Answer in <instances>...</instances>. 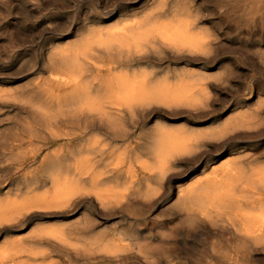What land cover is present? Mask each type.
I'll return each mask as SVG.
<instances>
[{"label":"rangeland","instance_id":"1","mask_svg":"<svg viewBox=\"0 0 264 264\" xmlns=\"http://www.w3.org/2000/svg\"><path fill=\"white\" fill-rule=\"evenodd\" d=\"M262 1L0 0V41H7L0 46V236H3L0 264H225L218 256L230 254L231 249L246 250L241 264H264V238L248 242L233 238L234 234L223 228L227 217L218 213L211 222L199 224L189 218L185 203L187 190L227 166L248 172L264 170ZM177 5L182 8L178 10ZM151 20L173 24V27L183 26L197 48L186 44L182 48V44L175 45L161 36L136 44L134 36L145 30ZM124 30L129 33L124 35L129 37L123 38ZM133 30L139 32L133 33ZM112 32L118 38L113 45H119L105 48L99 40L112 38ZM86 44L89 45L85 47ZM73 47L78 49L73 51ZM59 54L62 56L56 58ZM69 54L70 59L64 56ZM76 67H80L79 70ZM135 74L140 77L149 74L144 75L145 90L144 87L139 90L147 93L139 95L137 92L134 96L139 95L138 98L116 86L120 80H125L119 75H125L126 81L128 78V82L142 88L144 82ZM161 94L165 95L161 97ZM171 94L177 95L172 98ZM185 96L187 98H183ZM69 105L80 109L79 113L75 114V109H70ZM46 108H62L72 113H59L54 118L60 121L50 127L49 117L41 113ZM104 110H114V114L103 116ZM112 118L117 124H110ZM86 125L91 127L81 129ZM73 128L83 132L73 138L65 135L72 133L68 129ZM165 132L185 138L190 149L174 153L166 175L160 174L159 162L151 152L154 139ZM188 161L196 163L191 167L181 166ZM67 177L77 183L75 191L68 198L56 199L59 179ZM182 189L185 191L181 192ZM35 216L41 219L30 225ZM49 233H55L56 238ZM112 241L116 243L113 245ZM114 247L118 252H112Z\"/></svg>","mask_w":264,"mask_h":264},{"label":"bare ground","instance_id":"2","mask_svg":"<svg viewBox=\"0 0 264 264\" xmlns=\"http://www.w3.org/2000/svg\"><path fill=\"white\" fill-rule=\"evenodd\" d=\"M264 1V0H263ZM262 1V2H263ZM242 3V2H241ZM161 5V4H160ZM175 6V5H174ZM178 6V5H177ZM176 6V7H177ZM159 7V6H158ZM157 7V8H158ZM166 7V6H165ZM160 8V7H159ZM158 8V9H159ZM161 8H162V6H161ZM178 10H180L181 8L178 6ZM174 9V8H173ZM172 10V9H171ZM263 10V9H262ZM261 10V11H262ZM260 11V12H261ZM174 11H172V13H173ZM180 12V11H179ZM250 12H252V11H250ZM249 12V13H250ZM176 13V12H175ZM175 13H174V17H176V18H178L177 16H175ZM182 13V11L180 12V14ZM199 13V12H198ZM201 14V13H200ZM259 14V13H258ZM149 15V14H148ZM177 15V14H176ZM182 15H183V13H182ZM109 16V15H108ZM151 16H153V15H151ZM201 16H204V15H201ZM149 17V16H148ZM180 17H182L183 18V16H180ZM179 17V19L178 20H181V18ZM185 18H187V17H185ZM136 19V18H135ZM137 19H139V18H137ZM157 19V18H156ZM188 19V18H187ZM187 19H185V20H187ZM121 20H123V19H121ZM141 20H143V19H141ZM177 20V21H178ZM183 20V19H182ZM184 20V21H185ZM190 20V19H189ZM130 21V20H129ZM140 21V20H139ZM165 21V20H164ZM176 21V22H177ZM249 21V20H248ZM124 22V21H123ZM127 22V21H126ZM134 22H136V21H134ZM142 22V21H141ZM167 22H168V20H167ZM179 22V21H178ZM177 22V23H178ZM133 23V22H132ZM103 24V23H102ZM130 24V23H129ZM140 24V23H139ZM179 24H183V23H179ZM187 24V23H186ZM113 25V24H112ZM119 25V24H118ZM118 25H117V28H118ZM188 25V24H187ZM94 26V25H93ZM114 26H115V24H114ZM113 26V27H114ZM177 26V25H176ZM189 26V25H188ZM191 26V25H190ZM111 27V26H110ZM112 27V28H113ZM138 27V26H137ZM141 27H143V25L141 26ZM147 27V26H146ZM14 28V27H13ZM95 28V27H94ZM98 28V27H97ZM105 28V27H104ZM115 28V27H114ZM116 28V29H117ZM120 28V27H119ZM118 28V29H119ZM121 28H122V26H121ZM140 28V27H139ZM183 28V26H177V27H173V24H164V23H158L157 21H150L149 22V26L145 29V30H143L142 32H140V34L139 33H137L135 36H134V38L133 37H131V38H133V39H135V42H136V44H138V42L140 43V41L142 42V41H144V40H146L147 42H148V40L151 38V37H153V36H155V37H157V36H161L164 40H168V41H170V42H173V44L175 43V45H179V44H182L181 46H182V48H183V45L184 44H186V45H190V46H194L195 47V44H194V42H192V41H190L189 40V38H188V35H187V33H186V31L184 30V29H182ZM109 29L110 28H108V33H109ZM190 29H191V27H190ZM207 29V28H206ZM209 29V28H208ZM94 30H96V29H94ZM99 30H100V28H99ZM99 30H98V33H99ZM103 30V29H102ZM105 30V29H104ZM127 30H129V29H127ZM132 30V29H131ZM138 30V29H137ZM137 30H133L132 32L133 33H135ZM204 30V29H203ZM106 31V30H105ZM113 31H115L114 29H113ZM118 31V30H117ZM125 31V30H124ZM93 31H91V33H92ZM103 33L104 31H100V33ZM130 32V31H129ZM137 32H139V31H137ZM98 33H97V35H98ZM104 33H107V32H104ZM113 34L115 33V32H112ZM124 33H128V32H123V34H121L122 36H123V38H125L124 36H126V35H124ZM132 33V34H133ZM190 33V32H189ZM70 34V33H69ZM96 33H94V35H95ZM110 34H111V32H110ZM110 34H106V35H109L110 36ZM112 34V35H113ZM129 34V33H128ZM131 34V33H130ZM193 34V32L191 33V35ZM194 34H195V31H194ZM192 35L193 36V38L195 37V35H197V34H195V35ZM92 36H93V34H91ZM91 35H89L88 37H89V39H90V36ZM104 35V34H103ZM120 35V34H119ZM121 35H120V37H121ZM99 36L100 35H98V38H99ZM114 37H115V34L113 35ZM112 36V38L110 37L108 40H99L100 42H101V44H103V45H105V48L106 47H109L110 45H112V46H114V45H116L117 44V46L119 45L118 43H116V44H114L113 45V42L114 41H118V38H116L117 37V35H116V39H114V37ZM128 36V35H127ZM127 36H126V38H127ZM220 36V35H219ZM87 37V38H88ZM94 37V36H93ZM95 37H96V35H95ZM95 37H94V40H96L95 39ZM129 37V36H128ZM209 38V37H208ZM86 39V38H85ZM128 39H130V38H128ZM197 39V38H196ZM195 39V40H196ZM201 39H202V37H201ZM210 39V38H209ZM87 40V39H86ZM92 40V39H91ZM90 40V43L91 42H93V41H91ZM164 40H162V41H164ZM199 40V39H198ZM207 40V39H206ZM126 41V40H125ZM129 41V40H128ZM126 42V43H128L129 44V42ZM134 41V40H133ZM146 41H144V42H146ZM202 41V40H201ZM82 42V41H81ZM85 42V41H84ZM121 43L123 42L122 41V39H121V41H120ZM207 42V41H206ZM220 42V41H219ZM79 43V42H78ZM222 43V42H221ZM65 44V43H64ZM82 44V43H81ZM85 44V43H84ZM93 43H91V45H92ZM100 44V43H99ZM123 44V43H122ZM125 44V43H124ZM131 44V43H130ZM157 44V43H156ZM78 45V44H77ZM87 45H89V44H86L85 45V47L87 46ZM163 45V44H162ZM201 45V44H200ZM224 45V44H223ZM61 46H62V44H61ZM65 47H66V44L64 45ZM69 46V45H68ZM67 46V47H68ZM94 46V45H93ZM121 47H122V45H120ZM119 46V47H120ZM131 46H133L132 44H131ZM130 46V47H131ZM140 45H138V47H139ZM154 46V45H153ZM169 46V45H168ZM185 46V45H184ZM225 46V45H224ZM123 47H125V46H123ZM129 47V46H128ZM138 47H136L138 50H139V48ZM193 47V48H194ZM208 47V46H207ZM261 47V46H260ZM64 48V47H63ZM62 48V49H63ZM71 48V47H70ZM82 48V47H81ZM81 48H79V49H81ZM87 48H89V47H87ZM102 48V47H101ZM140 48H141V46H140ZM179 48V47H178ZM181 48V49H182ZM195 48H197V46L195 47ZM201 48V47H200ZM204 48V47H203ZM225 48V47H224ZM229 48V47H228ZM239 48V47H238ZM58 49H59V47H58ZM69 49V48H68ZM78 49V48H77ZM76 48L74 49V47H73V51L75 50H77ZM86 49V48H85ZM84 49V50H85ZM89 49H91V47L89 48ZM97 49V48H96ZM103 49V48H102ZM101 49V50H102ZM110 49H111V47H110ZM112 49H113V47H112ZM115 49V48H114ZM120 49V48H119ZM122 49V48H121ZM121 49H120V51H121ZM148 49V48H147ZM185 49H186V47H185ZM206 50H208L207 48H205ZM235 49V48H234ZM259 49V48H258ZM57 50V49H56ZM55 50V51H56ZM61 50V49H60ZM63 50H65V48L63 49ZM84 50H82V51H84ZM93 50V49H92ZM95 50V49H94ZM99 50V49H98ZM106 50H108V49H106ZM105 50V51H106ZM125 50V49H124ZM149 50H150V48H149ZM167 50V49H166ZM176 50V49H175ZM188 50V49H187ZM202 50V49H201ZM201 50L199 51L198 50V52L200 53L201 52ZM241 50V49H240ZM58 51V50H57ZM72 51V50H71ZM70 51V52H71ZM73 51H72V54H73ZM119 51V50H118ZM129 51H130V48H129ZM212 51V50H211ZM210 51V52H211ZM60 52V51H59ZM61 52H62V54L64 53L62 50H61ZM69 52V53H70ZM80 52H81V50H80ZM85 52V51H84ZM90 52V51H89ZM128 52V51H127ZM198 52H197V54H198ZM205 52V51H204ZM208 52V51H207ZM242 52V51H241ZM55 53V52H54ZM131 53V52H130ZM134 53V52H133ZM137 53V52H136ZM177 53V52H176ZM188 53H189V51H188ZM194 53H195V51H194ZM220 53V52H219ZM61 54V53H60ZM60 54H59V56L58 57H56V58H59V57H61L60 56ZM65 54V53H64ZM71 54V53H70ZM70 54H69V56H66V55H68V52L66 53V55H64L65 57H68V59H70L71 57H70ZM76 54H77V52H76ZM98 54V53H97ZM129 54V53H128ZM149 54V53H148ZM155 54H158V53H156L155 52ZM180 54V53H179ZM52 56H53V54H51ZM56 55V54H55ZM55 55L53 56V57H55ZM85 55V54H84ZM100 55H102V54H100ZM185 55V54H184ZM192 55V54H191ZM208 55H209V52H208ZM253 55H254V53H253ZM261 55V54H260ZM72 56H74V54L72 55ZM78 56V55H77ZM118 56V55H117ZM143 56V55H142ZM171 56V55H170ZM50 57V56H49ZM52 57V58H53ZM76 57V56H75ZM81 57H86V56H81ZM103 57V56H102ZM102 57H101V59H102ZM139 57V56H138ZM105 58V57H104ZM127 58V57H126ZM256 58V57H255ZM64 59V58H63ZM254 59V58H253ZM257 59V58H256ZM49 60H51V59H48V61ZM66 60H67V58H66ZM65 60V61H66ZM75 61H76V59H74ZM78 60V59H77ZM86 61V60H85ZM101 61V60H100ZM259 61H261V60H259ZM51 62V61H50ZM54 62V61H53ZM56 62V61H55ZM68 62H72V61H68ZM67 62V63H68ZM117 62V61H116ZM140 62V61H139ZM145 62V61H144ZM155 62V61H154ZM158 62H159V60H158ZM62 63V62H61ZM76 63H78V62H76ZM100 63V62H99ZM142 63V62H141ZM147 63V62H146ZM178 63V62H177ZM181 63V62H180ZM179 63V64H180ZM262 63V62H261ZM75 64V63H74ZM82 64H84V63H82ZM81 64V65H82ZM86 64V63H85ZM102 64V63H101ZM149 64V63H148ZM68 65V64H67ZM70 65V64H69ZM89 65V64H88ZM115 65V64H114ZM131 65H135V64H131ZM160 65V64H159ZM162 65V64H161ZM178 65V64H177ZM220 65V64H219ZM264 65V64H263ZM47 66H49V65H47ZM91 66V65H90ZM90 66H88V67H90ZM218 66V65H217ZM44 67V66H43ZM46 67V66H45ZM132 67V66H131ZM215 67V66H214ZM80 68V67H79ZM79 68L77 69V67H76V69L77 70H79ZM82 68V67H81ZM85 68V67H84ZM87 68V67H86ZM122 68V67H121ZM140 68V67H139ZM154 68V67H153ZM176 68V67H175ZM174 68V69H175ZM37 69V68H36ZM65 69V68H64ZM75 69V68H74ZM104 69H105V67H104ZM131 69V68H130ZM190 69V68H189ZM35 70V69H34ZM60 70V69H59ZM58 70V71H59ZM70 70V69H69ZM126 70V69H125ZM145 70H146V68H145ZM155 70V69H154ZM212 70V69H211ZM54 71V70H53ZM120 71V70H119ZM128 71V70H127ZM136 70H134V72H135ZM147 71V70H146ZM175 71V70H174ZM182 71H185L184 69L182 70ZM188 71V70H187ZM122 72H123V70H122ZM122 72H121V74H122ZM137 72V71H136ZM189 72V71H188ZM201 72L202 71H200V74H201ZM131 73V72H130ZM153 73V72H152ZM155 73V72H154ZM168 73V70H167V72H166V74ZM203 73V72H202ZM219 73V72H218ZM73 74V73H72ZM118 74H120V73H118ZM117 74V75H118ZM120 74V75H121ZM124 74V73H123ZM127 74H129V73H127ZM137 74V73H136ZM136 74H135V76H136ZM185 75H186V73H184ZM222 74V73H221ZM220 74V75H221ZM78 75V74H77ZM119 75V78L120 77H125V80L123 79V80H120L118 83H117V87L120 89V90H122V91H127L128 92V94L130 95L131 94V96H134L137 92H140L139 93V95H143L142 93H144L145 91H143L142 92V90H143V87H144V90H145V82H147V81H143V79H145V77H144V75L146 76V75H149V74H143V77H142V74H141V77L140 76H138V78L140 77V79H141V81H143L144 83H143V85H142V88L140 87L141 85H138V84H136V83H130V82H128V78H127V81H126V77L127 76H120ZM153 75V74H152ZM185 75H184V77H185ZM116 76V75H115ZM129 76H130V74H129ZM137 76H136V78H137ZM151 76V75H150ZM183 76V75H182ZM203 76V75H202ZM201 76V77H202ZM209 76V75H208ZM149 77V76H148ZM197 77H199V76H197ZM150 78V77H149ZM179 78V77H178ZM210 78V80H211V77H209ZM15 79V78H14ZM18 79V78H17ZM80 79V78H79ZM88 79V78H87ZM86 79V80H87ZM101 79V78H100ZM121 79V78H120ZM133 79H134V81L135 80H137V79H135V77H133ZM192 79V78H191ZM1 80V79H0ZM118 80V79H117ZM131 80V79H130ZM129 80V81H130ZM139 80V79H138ZM161 80V79H160ZM194 80V79H193ZM99 81V80H98ZM101 81V80H100ZM187 81V80H186ZM189 81V80H188ZM89 82V81H88ZM117 82V81H116ZM131 82H133L132 80H131ZM137 82V81H136ZM150 82V81H149ZM161 82V81H160ZM180 82V81H179ZM182 82V81H181ZM190 82V81H189ZM193 82V81H192ZM202 82V81H201ZM103 83V82H102ZM187 83V82H186ZM87 84V83H86ZM111 84H113V83H111ZM140 84H141V82H140ZM156 84V83H155ZM166 84H167V82H166ZM182 84V83H181ZM88 85V84H87ZM100 85V84H99ZM102 85V84H101ZM109 85V84H108ZM176 85V84H175ZM185 85V84H184ZM1 86V85H0ZM154 86H156V85H154ZM168 86V85H167ZM170 86V85H169ZM168 86V87H169ZM172 86V85H171ZM178 86H181V85H178ZM191 86V85H190ZM194 86V85H193ZM198 86V85H197ZM75 87V86H74ZM164 87V86H163ZM177 87V86H176ZM80 88V87H79ZM112 88V87H111ZM115 88V87H114ZM175 88V87H174ZM174 88H172L173 90H174ZM182 88V87H181ZM185 88V87H184ZM191 88V87H190ZM118 89V90H119ZM140 89H142L141 91H139ZM163 89V88H162ZM169 89V88H168ZM168 89H166V90H168ZM177 89V88H176ZM194 89H196V88H194ZM10 90V89H9ZM117 90V89H116ZM152 90V89H151ZM170 90V89H169ZM178 90V89H177ZM177 90H175V92H178ZM148 91V90H147ZM153 91H155V89H153ZM158 91V90H157ZM163 91V90H162ZM69 92V91H68ZM88 92V91H87ZM86 92V93H87ZM92 92V91H91ZM119 92V91H118ZM156 92V91H155ZM169 92V91H168ZM172 92V91H171ZM182 92H184L183 90H182ZM191 92V91H190ZM193 92V91H192ZM195 92V91H194ZM5 93V92H4ZM8 93V92H7ZM89 93V92H88ZM124 93V92H123ZM145 93H147V92H145ZM164 93V92H163ZM179 93V92H178ZM177 93V94H178ZM188 93V92H187ZM85 94V93H84ZM92 94V93H91ZM106 94V93H105ZM153 94V93H152ZM177 94H175V95H177ZM183 94V93H182ZM192 94V93H191ZM191 94H190V96H191ZM65 95H67V94H65ZM87 95V94H86ZM85 95V96H86ZM94 95V94H93ZM109 95H111V93L109 94ZM125 95V94H124ZM139 95H138V97H139ZM154 95V94H153ZM159 95V94H158ZM162 95L163 94H161V97H162ZM165 95V94H164ZM163 95V96H164ZM172 95V94H171ZM175 95H172V98H175ZM180 95V94H179ZM208 95H210V94H208ZM88 96V95H87ZM147 96V95H146ZM145 96V97H146ZM82 97V96H81ZM97 97V96H96ZM101 97V96H100ZM121 97V96H120ZM134 97H137V96H134ZM137 97V98H138ZM144 97V98H145ZM148 97H149V95H148ZM154 98L153 96H150V98ZM156 97V96H155ZM169 97V96H168ZM191 97H193V96H191ZM195 97V96H194ZM193 97V98H194ZM198 97V96H197ZM65 98V97H64ZM79 98V97H78ZM85 98H87V97H85ZM84 98V99H85ZM94 98V97H93ZM122 98V97H121ZM140 98H141V100H142V96H140ZM144 98H143V100H144ZM149 98V99H150ZM164 98V97H163ZM183 98H187L186 96L185 97H183ZM199 98V97H198ZM202 98H204V97H202ZM202 98H200V99H202ZM22 99V98H21ZM70 99H71V97H70ZM80 99V98H79ZM79 99H77L78 101H79ZM94 99H96V98H94ZM112 99V98H111ZM146 99L148 100V98L146 97ZM167 99V98H166ZM165 99V100H166ZM179 99V98H178ZM189 99V98H188ZM187 99V100H188ZM23 100V99H22ZM21 100V101H22ZM26 100V99H25ZM90 100H92V99H90ZM106 100V99H105ZM114 100V99H113ZM126 100V99H125ZM140 100V99H139ZM139 100H135V102L136 101H139ZM87 101V100H86ZM146 101V100H145ZM149 101V100H148ZM147 101V102H148ZM150 101H152L151 99H150ZM2 102V101H1ZM41 102V101H40ZM68 102V101H67ZM74 102V101H73ZM146 102V103H147ZM77 104H79V103H81V101L78 103V102H76ZM84 103H87V102H84ZM97 103V102H96ZM139 103H142L141 101H139ZM178 103V102H177ZM181 103V102H180ZM190 103V102H189ZM194 103V102H193ZM202 103H203V99H202ZM74 104V103H73ZM89 104V103H88ZM94 104V103H93ZM147 104H149V103H147ZM147 104H146V107H147ZM152 104V103H151ZM150 104V105H151ZM187 104H188V102H187ZM192 104V103H191ZM190 104V105H191ZM195 104V103H194ZM200 104V103H199ZM25 105V104H24ZM37 105V104H36ZM39 105H41L40 103H39ZM67 105V104H66ZM72 105V104H71ZM71 105H69V107H70V109H71V107L73 106H71ZM76 105V104H75ZM82 105H84V104H82ZM144 105V104H143ZM175 105V104H174ZM204 105V104H203ZM8 106V105H7ZM22 106V105H21ZM81 106V105H80ZM79 106V107H80ZM98 106V105H97ZM145 106V105H144ZM178 106V105H177ZM196 106V105H195ZM39 107V106H38ZM95 107V106H94ZM145 107V108H146ZM181 107V106H180ZM188 107V106H187ZM7 108V107H6ZM44 108V107H43ZM42 108V109H43ZM68 108V107H67ZM72 108H76L75 106L74 107H72ZM86 108H87V106H86ZM159 108V107H158ZM182 108H184V107H182ZM189 108V107H188ZM233 108V107H232ZM18 109V108H17ZM97 109V108H96ZM131 109V108H130ZM187 109V108H186ZM260 109H262V107L260 108ZM15 110V109H14ZM40 110H41V108H40ZM78 110H80V109H78ZM78 110L77 109H75V110H73L74 112H75V114H76V112L77 113H79L78 112ZM241 110V109H240ZM239 110V111H240ZM96 111V110H95ZM94 111V112H95ZM61 112H64V113H72L71 112V110L68 112L67 110H65V109H62V108H58V109H52V108H46L45 110H43V112H41L43 115H47L48 117H49V119H48V121H47V124H48V126H53L54 124H56V123H58L60 120L58 119V118H54L56 115H58L59 113H61ZM117 112H122L121 110H118ZM116 112V113H117ZM18 113V112H17ZM110 114H114V110H104V111H102V113H101V115H106V116H109ZM132 114H133V112H132ZM136 114V113H135ZM158 114V113H157ZM39 115V114H38ZM63 115V114H62ZM111 115V117H113ZM156 115V114H155ZM66 116V115H65ZM82 116V115H81ZM163 116V115H162ZM191 116V115H190ZM235 116V115H234ZM43 117V116H42ZM47 117V118H48ZM110 117V116H109ZM124 117H125V115H124ZM159 117V116H158ZM226 117V116H225ZM230 117V116H229ZM7 118V117H6ZM152 118H153V116H152ZM233 117H231V119H232ZM15 119V118H14ZM54 119V120H53ZM102 119V118H101ZM211 119V118H210ZM88 120V119H87ZM100 120V119H99ZM156 120V119H155ZM163 120V119H162ZM252 120V119H251ZM0 121H2V120H0ZM6 121V120H5ZM110 124H117V120H115L114 118H112V119H110ZM152 121V120H151ZM165 121V120H164ZM206 121V120H205ZM226 121H227V119H226ZM229 121H232V120H229ZM91 122V121H90ZM162 122V121H161ZM203 122V121H202ZM234 122V121H233ZM232 122V123H233ZM102 123V122H101ZM173 123V122H172ZM235 123V122H234ZM234 123H233V125H234ZM181 124V123H180ZM119 125V124H118ZM157 125V124H156ZM164 126L163 127H165L166 125H165V123L163 124ZM192 125V124H191ZM228 125H229V123H228ZM158 126H160V125H158ZM161 126H162V124H161ZM177 127H178V125H176ZM217 126V125H216ZM91 126H89V125H86V126H84V127H82L81 129H87V128H90ZM173 127V126H172ZM140 128V127H139ZM157 128V127H156ZM183 128V127H182ZM208 128V127H207ZM52 129V128H51ZM80 129V128H79ZM80 129V131L78 130V131H76L75 130V128H73V129H68L69 131H71L72 133H66L65 135H67V136H70V137H77V136H79L80 134H81V132H83V130H81ZM99 129V128H98ZM128 129V128H127ZM158 129H160V128H158ZM164 129V128H163ZM163 129H160V130H163ZM167 132H169L170 130V127L168 128V126H167ZM174 129L175 128H173V131H174ZM180 129V128H179ZM184 129V128H183ZM186 129V128H185ZM203 129V128H202ZM220 129V128H219ZM74 130V131H73ZM165 130V129H164ZM171 130H172V128H171ZM187 130H188V128H187ZM208 130H211V129H208ZM207 130V131H208ZM128 131V130H127ZM166 131V130H165ZM189 131V130H188ZM212 131V130H211ZM226 131V130H225ZM68 132V131H67ZM159 132H161V131H159ZM167 132H165V133H162V134H158V133H156V134H158L159 136H158V138H153L155 141H154V143L152 144V148H151V152H152V154L155 156V158L158 160V162H159V164H158V168L160 169V171H161V173L160 174H164L165 173V170H166V168H167V166H169L168 165V163H169V161L171 160V158H172V156L174 155V153H176V152H178V151H182V150H186V149H188V141L187 140H185V138H179V136L178 137H176V136H173V135H171V134H169V133H167ZM191 132V131H190ZM197 132V131H196ZM210 132V131H209ZM237 132V131H236ZM189 133V132H188ZM194 133V132H193ZM206 134H207V132H205ZM227 133H228V130H227ZM174 134V133H173ZM191 134V133H190ZM195 134V133H194ZM199 134V133H198ZM202 134L203 135H205L203 132H202ZM222 134H224V133H222ZM230 134V133H229ZM98 135V134H97ZM96 134H95V136H97ZM177 135V134H176ZM179 135V134H178ZM182 135V134H181ZM213 134H211V136H212ZM215 135V134H214ZM98 136H100V135H98ZM97 136V137H98ZM208 136V135H207ZM96 137V138H97ZM101 137V136H100ZM100 137H99V139H100ZM104 137V136H103ZM157 137V136H156ZM182 137V136H181ZM206 137V136H205ZM227 137H230V136H227ZM94 138V137H93ZM95 138V139H96ZM198 138V137H197ZM202 138H204L203 136H202ZM207 138V137H206ZM213 138L214 137H212V139L211 140H213ZM41 139H42V137H41ZM46 139V138H45ZM95 139H94V141H95ZM105 139V138H104ZM103 139V140H104ZM128 139V138H127ZM193 139V138H192ZM216 139V138H215ZM219 139V138H218ZM89 140H90V137H89ZM197 140H199V139H197ZM206 140V139H205ZM118 141H120V140H118ZM194 141V140H193ZM209 141V140H208ZM95 142H97V141H95ZM104 142H105V140H104ZM104 142H103V144H104ZM129 142V141H128ZM127 142V143H128ZM202 142V141H201ZM215 142V141H214ZM245 142V141H244ZM110 143H111V141H110ZM130 143V142H129ZM197 143V142H196ZM200 143V142H199ZM210 143H212V142H210ZM263 143V142H262ZM260 144V143H259ZM130 145V144H129ZM104 146H106V145H104ZM113 146V145H112ZM93 147H95V145L93 146ZM110 147V146H109ZM109 147H107V148H109ZM116 147V146H115ZM114 147V148H115ZM88 148V147H87ZM113 148V149H114ZM55 149V148H54ZM53 149V150H54ZM130 149V148H129ZM207 149V148H206ZM57 150V149H56ZM188 150H190V149H188ZM131 151H132V148H131ZM144 151V150H143ZM147 151V150H146ZM146 151H144V152H146ZM149 151V150H148ZM54 152V151H53ZM200 152V151H199ZM116 153V152H115ZM184 153H186V152H184ZM254 153V152H253ZM258 153V152H257ZM118 154V153H117ZM55 155V154H54ZM85 155H87V153L85 154ZM119 155V154H118ZM141 155V154H140ZM195 155V154H194ZM48 156V155H47ZM106 156V155H105ZM122 156V155H121ZM142 156V155H141ZM148 156H149V154H148ZM182 156V155H181ZM91 157V156H90ZM126 157H127V155H126ZM182 157H184V156H182ZM149 158V160L152 158V157H148ZM181 158V157H180ZM189 158V157H188ZM241 158V157H240ZM86 159V158H85ZM118 159V158H117ZM205 159V158H204ZM88 160V159H87ZM120 160V159H119ZM119 160H117V161H119ZM143 160H145V159H143ZM142 160V161H143ZM222 160V159H221ZM238 160V159H237ZM146 161V160H145ZM230 161V160H229ZM92 162V161H91ZM106 163H107V161H105ZM120 162H121V160H120ZM157 162V161H156ZM78 163V162H77ZM105 163V164H106ZM116 163V162H115ZM146 163V162H145ZM99 164V163H98ZM234 164H236V163H234ZM107 165V164H106ZM156 165V164H155ZM89 166V165H88ZM114 166V165H113ZM131 166H132V164H131ZM200 166V165H199ZM264 166V165H263ZM75 167H76V165H75ZM91 166H89V168H90ZM107 167V166H106ZM77 168V167H76ZM76 168H75V170H76ZM88 168V169H89ZM129 170H130V165H129ZM172 168V167H171ZM194 168V167H193ZM239 167H237V168H235V167H231V166H227V167H225V169L224 170H222V171H218V172H214V174L212 175V176H210V177H208L207 179H204V180H202V181H199V182H197V183H195L189 190H187L188 192H187V195H186V197H185V203H186V205H187V207H188V209L187 210H189L188 211V216H189V218L190 219H193L195 222H198L199 224H205V223H208V222H211L212 221V218H214L215 217V214L216 213H218V214H222V215H225L226 217H227V220H226V223L227 224H224L223 225V228L224 229H227V231L229 230V231H231L233 234H234V236H233V238H236V237H238V238H241V239H243V240H245L246 242H248V241H251V240H253V239H260V238H264V170H256V171H252V172H248V171H244V170H242V169H238ZM107 169V168H106ZM192 169V168H191ZM195 169V168H194ZM78 170V169H77ZM90 170V169H89ZM93 170H95V168L93 169ZM105 170V169H104ZM132 170V169H131ZM174 170V169H173ZM99 171V170H98ZM106 171V170H105ZM158 171V170H157ZM171 171V170H170ZM78 172V171H77ZM79 172H81V171H79ZM92 172V171H91ZM102 172V171H101ZM129 172V171H128ZM127 172V173H128ZM134 172V171H133ZM49 173V172H48ZM155 174H156V172H154ZM79 174V173H78ZM96 174V173H95ZM103 174V173H102ZM129 174V173H128ZM104 175V174H103ZM108 175V174H107ZM106 175V176H107ZM165 175H166V173H165ZM195 175V174H194ZM200 175V174H199ZM205 175V174H204ZM203 175V176H204ZM43 176V175H42ZM53 176V175H52ZM79 176V175H78ZM189 177V176H188ZM200 177H201V175H200ZM205 177V176H204ZM53 178H54V176H53ZM134 178V177H133ZM162 178V177H161ZM176 178V177H175ZM187 178V177H186ZM198 178V177H197ZM77 179V178H76ZM78 179H79V177H78ZM105 179V178H104ZM159 179V178H158ZM55 180V183H56V179H54ZM60 181V183H59V186H58V188H57V195H56V199L57 198H59V199H63V198H68V197H70L71 196V194L75 191L74 189H75V187H76V184L77 183H74L72 180H70V178H61V179H59ZM95 180V179H94ZM100 180V179H99ZM133 180V179H132ZM161 180H165V179H161ZM52 181H53V179H52ZM194 181V180H193ZM9 182V181H8ZM94 182V181H93ZM105 182H106V180H105ZM109 182V181H108ZM155 182V181H154ZM162 182V181H161ZM54 183V182H53ZM95 183H96V180H95ZM107 183V182H106ZM79 184V183H78ZM93 184V183H92ZM97 184L99 185V183L97 182ZM152 184V183H151ZM112 185V184H111ZM152 185H154L155 186V184H152ZM93 187V186H92ZM92 187H91V189H92ZM96 187H98V186H96ZM106 187V186H105ZM153 187V186H152ZM163 187V186H162ZM86 188V187H85ZM109 188V187H108ZM125 188V187H124ZM181 188H183V187H181ZM188 188V187H187ZM187 188H185V189H187ZM35 189V188H34ZM43 189H45V188H43ZM81 189V188H80ZM87 189V188H86ZM176 189V188H175ZM184 189V188H183ZM181 190V192H183V191H185V190ZM85 190V189H84ZM97 190V189H96ZM111 190V189H110ZM81 191V190H80ZM86 191V190H85ZM118 191V190H117ZM155 191V190H154ZM158 191V190H157ZM157 191H155V192H157ZM29 192V191H28ZM82 192H84V191H82ZM93 192V191H92ZM162 192V191H161ZM32 193V192H31ZM54 193V192H53ZM81 193V192H80ZM79 193V194H80ZM87 193V192H86ZM89 193V192H88ZM27 194V193H26ZM79 194H76V195H79ZM31 195V194H30ZM185 195V194H184ZM28 196V195H27ZM76 197V196H75ZM152 197V196H151ZM153 197H155V196H153ZM181 197V196H180ZM74 198V197H73ZM102 198V197H101ZM156 198V197H155ZM25 199H27L26 197H25ZM37 199V198H36ZM152 199V198H151ZM9 200V199H8ZM24 200V199H23ZM33 200V199H32ZM67 200H69V199H67ZM99 200V199H98ZM105 200V199H104ZM21 201V200H20ZM60 201H63V200H60ZM108 201H109V199H108ZM8 202V201H7ZM15 202H19V201H14V203ZM59 202V201H58ZM57 202V203H58ZM64 202V201H63ZM70 202V201H69ZM89 202V201H88ZM101 202H103V201H101ZM11 203V202H10ZM51 204V203H50ZM66 204V203H65ZM102 204V203H101ZM11 205V204H10ZM59 205V204H58ZM105 205H106V203H105ZM183 205H185V204H183ZM185 205V206H186ZM12 206V205H11ZM10 206V207H11ZM54 205H52V207H53ZM57 206V205H56ZM65 206V205H64ZM63 206V207H64ZM102 206V205H101ZM179 206V205H178ZM13 207V206H12ZM21 208H22V206H20ZM19 207V208H20ZM65 207H67V206H65ZM176 207V206H175ZM180 207V206H179ZM182 207V206H181ZM14 208V207H13ZM82 208V207H81ZM102 208V207H101ZM106 208H107V206H106ZM158 208V207H157ZM166 208V207H165ZM182 208H184V207H182ZM168 209V208H167ZM4 210V209H3ZM29 210V209H28ZM41 210H42V208H41ZM80 210V209H79ZM104 210V209H103ZM15 211V210H14ZM25 212H26V210H24ZM58 211V210H57ZM105 211H106V209H105ZM168 211V210H167ZM182 211H183V209H182ZM218 211H223V212H221V213H219ZM30 212V211H29ZM28 212V213H29ZM163 212V211H162ZM0 213H1V211H0ZM27 213V212H26ZM183 213V212H182ZM2 214V213H1ZM10 214H12V213H10ZM218 214H216V215H218ZM38 215V214H37ZM1 217H2V215H0ZM9 216V215H8ZM14 216V215H13ZM5 217V216H4ZM12 217V216H11ZM10 217V218H11ZM55 217V216H54ZM59 217V216H58ZM6 218H7V216H6ZM14 218V217H13ZM19 219V218H18ZM0 220H1V218H0ZM73 220V219H72ZM108 220V219H107ZM134 220H135V218H134ZM184 220V219H183ZM6 221V220H5ZM80 221V220H79ZM178 221H180V220H178ZM2 222H3V220H2ZM73 222V221H72ZM166 222V221H165ZM192 222V221H191ZM217 222V221H216ZM6 223V222H5ZM64 223V222H63ZM126 223V222H125ZM3 224V223H2ZM8 224H9V222H8ZM65 224V223H64ZM102 224V223H101ZM179 224V223H178ZM182 224V223H181ZM185 224V223H184ZM189 224V223H188ZM196 224V223H195ZM212 225V224H211ZM215 225V224H214ZM216 225H218V224H216ZM215 225V226H216ZM0 226H1V228H2V225L0 224ZM192 226V225H191ZM218 226H220V225H218ZM36 227V226H35ZM63 227H65L64 225H63ZM176 227V226H175ZM187 227V226H186ZM200 227H201V225H200ZM40 227H38V229H39ZM102 228V227H101ZM101 228H99V229H101ZM173 228V227H172ZM222 228V227H221ZM25 229V228H24ZM35 229V228H34ZM37 229V230H38ZM47 229V228H46ZM46 229H45V231H46ZM36 230V231H37ZM54 230H56V229H54ZM86 230V229H85ZM88 230V229H87ZM97 230V229H96ZM143 230V229H142ZM219 230V229H218ZM35 231V230H34ZM34 231H33V233H34ZM51 231V230H50ZM78 231V230H77ZM109 231V230H108ZM161 231H163V230H161ZM226 231V232H227ZM42 232H44V231H42ZM55 232V231H54ZM98 232V231H97ZM100 233H101V231H99ZM159 232H160V230H159ZM167 232V231H166ZM220 232V231H219ZM36 233V232H35ZM34 233V234H35ZM162 232H160V234H161ZM196 233H198V232H196ZM20 234H22V233H20ZM19 234V235H20ZM38 235H39V233H37ZM53 235V238H56V235H55V233L53 234V233H49V235ZM107 234V233H106ZM165 234V233H164ZM163 234V235H164ZM167 234V233H166ZM222 234V233H221ZM224 234V233H223ZM222 234V235H223ZM13 235V234H12ZM45 235V234H44ZM54 235H55V237H54ZM93 235V234H92ZM227 235V234H226ZM15 236V235H14ZM27 236V235H26ZM29 236H31V235H29ZM95 236H96V234H95ZM124 236H126V235H124ZM20 237V236H19ZM33 237V236H32ZM36 237H38V239H39V236H36ZM40 237H42V236H40ZM46 237H47V235H46ZM102 237L104 238V236L102 235ZM146 237V236H145ZM203 237V236H202ZM22 238V237H21ZM30 238V237H29ZM52 238V237H51ZM102 238V239H103ZM106 238V237H105ZM164 238V237H163ZM168 238V237H167ZM231 238V237H230ZM26 239H27V237H26ZM86 239V238H85ZM93 239V238H92ZM98 239V238H97ZM115 239V238H114ZM113 239V240H114ZM126 239V238H125ZM28 240V239H27ZM90 240V239H89ZM107 240V239H106ZM161 240H162V238L160 239V242H161ZM232 240V239H231ZM264 240V239H263ZM98 241V240H97ZM105 241V240H104ZM244 241V242H245ZM255 241V240H254ZM38 242V241H37ZM101 242V241H100ZM102 242H103V240H102ZM113 242V241H112ZM115 242V241H114ZM114 242H113V245H114ZM137 242V241H136ZM256 242V241H255ZM40 243V242H39ZM109 243H111V241H109ZM116 243V242H115ZM43 244V243H42ZM41 244V245H42ZM139 244V243H138ZM12 245V244H11ZM44 245V244H43ZM75 245V244H74ZM79 245V244H78ZM105 245V244H104ZM109 245V244H108ZM107 245V246H108ZM180 245V244H179ZM2 246V245H1ZM0 246V247H1ZM7 246V245H6ZM25 246V245H24ZM37 246V245H36ZM143 246V245H142ZM167 246V245H166ZM165 246V247H166ZM169 246V245H168ZM188 246V245H187ZM44 247V246H43ZM106 247V246H105ZM117 247H119L118 246V244H117ZM122 247V246H121ZM45 249H46V247H44ZM7 249V248H6ZM45 249H44V251H45ZM110 249V248H109ZM114 249H115V247H114ZM118 249V248H117ZM123 249V248H122ZM191 249V248H190ZM189 249V250H190ZM215 250H216V248H214ZM219 249V248H218ZM32 250V249H31ZM220 250V249H219ZM233 250V252H230V254H227V255H225V256H218V257H220V260L222 261L221 263H225V264H241V262H242V259H241V257H242V254H244L245 253V249L244 250H242V251H240V250H237V249H231V251ZM7 251H9V250H7ZM38 251H39V249H38ZM43 251V250H42ZM41 251V252H42ZM112 251V250H111ZM108 252L107 251V253H116V252H118V251H116V249H115V251H112V252ZM119 251H121V250H119ZM125 252H126V250H124ZM47 252V251H46ZM45 252V253H46ZM216 252H219V251H216ZM34 253V252H33ZM32 253V254H33ZM199 253V252H198ZM31 254V255H32ZM218 254H220V252L218 253ZM3 255H5V254H3ZM7 255V254H6ZM216 255H217V253H216ZM65 256V255H64ZM110 256V255H109ZM72 257V256H71ZM258 257V256H257ZM263 257V256H262ZM261 257V258H262ZM59 258V257H58ZM259 258V257H258ZM260 258V259H261ZM54 259V258H53ZM119 259V258H118ZM152 259V258H151ZM207 259V258H206ZM154 260V259H153ZM255 260V259H254ZM259 260V259H258ZM59 261V260H58ZM66 261V260H65ZM119 261V260H118ZM135 261V260H134ZM164 261V260H163ZM206 261V260H205ZM152 262V261H151ZM206 262H208V261H206ZM262 262V261H261ZM72 263V262H71ZM96 263V262H95ZM29 264V263H28ZM42 264V263H41ZM49 264H51V262H49ZM120 264H122V263H120ZM128 264V263H127ZM153 264V263H152Z\"/></svg>","mask_w":264,"mask_h":264},{"label":"snow or ice","instance_id":"3","mask_svg":"<svg viewBox=\"0 0 264 264\" xmlns=\"http://www.w3.org/2000/svg\"><path fill=\"white\" fill-rule=\"evenodd\" d=\"M205 0H200V3H204ZM209 2H211V0H209ZM7 41H0V46H2L4 43H6ZM213 148V150H215L214 146H210ZM196 162L195 161H188V162H185L184 164H182L181 166L182 167H191L192 165H194ZM41 219L40 216H35L31 219V221L29 222L30 225L31 224H35L36 222H38L39 220ZM3 239V236H0V240Z\"/></svg>","mask_w":264,"mask_h":264}]
</instances>
